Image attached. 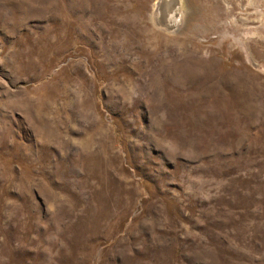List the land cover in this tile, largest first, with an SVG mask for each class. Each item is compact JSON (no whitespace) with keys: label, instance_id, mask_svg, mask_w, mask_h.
<instances>
[{"label":"rangeland","instance_id":"374dc122","mask_svg":"<svg viewBox=\"0 0 264 264\" xmlns=\"http://www.w3.org/2000/svg\"><path fill=\"white\" fill-rule=\"evenodd\" d=\"M181 1L0 0V264H264V0Z\"/></svg>","mask_w":264,"mask_h":264},{"label":"bare ground","instance_id":"6f19581e","mask_svg":"<svg viewBox=\"0 0 264 264\" xmlns=\"http://www.w3.org/2000/svg\"><path fill=\"white\" fill-rule=\"evenodd\" d=\"M163 2H166V0H160V5H162ZM181 2V0H176L175 5L171 3L167 7H165L167 17L161 21L162 23H164L165 25H169V23H167L168 19H173L174 21L180 19V17L182 16Z\"/></svg>","mask_w":264,"mask_h":264}]
</instances>
